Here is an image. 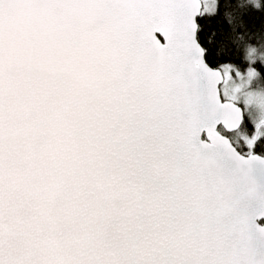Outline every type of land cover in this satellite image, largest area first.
<instances>
[{
	"label": "snow or ice",
	"instance_id": "6c2138e0",
	"mask_svg": "<svg viewBox=\"0 0 264 264\" xmlns=\"http://www.w3.org/2000/svg\"><path fill=\"white\" fill-rule=\"evenodd\" d=\"M0 264H264V0H0Z\"/></svg>",
	"mask_w": 264,
	"mask_h": 264
}]
</instances>
